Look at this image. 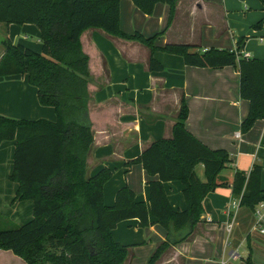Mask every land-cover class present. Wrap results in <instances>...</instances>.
Listing matches in <instances>:
<instances>
[{
  "label": "crops",
  "instance_id": "1",
  "mask_svg": "<svg viewBox=\"0 0 264 264\" xmlns=\"http://www.w3.org/2000/svg\"><path fill=\"white\" fill-rule=\"evenodd\" d=\"M169 11L167 3L159 2L152 14H145L132 0H121L120 25L128 34L161 33L156 39L160 47L189 44L201 51L211 47L240 48L252 58H264V51L252 45L258 38L264 43V32L260 30L264 28V20L260 27H255L264 19L260 0H177L174 18L168 26ZM0 30L5 40L24 44L37 52L42 50L41 33L34 24L0 22ZM30 34L37 40H30ZM80 41L89 55L91 73L88 111L94 140L87 156V175H94L103 167L113 170L104 185L107 205L114 204L117 190L124 185L135 191L138 200L149 202L147 184L158 175H150L141 163L129 167L127 163L154 140L173 136L183 99L189 108L187 129L212 149L224 148L231 155V165L221 172V178L228 179L229 184L208 193L203 202L204 212L194 226L189 224L174 230L171 225L177 242L155 264H249L248 258L256 264L263 263L252 258L251 236L258 232L253 230V210L233 206L234 201H240L232 188L236 171L248 175L255 164H260L264 187V119L257 120L250 130L242 131L249 101L240 95L237 67L187 65L181 55L158 49L154 55L164 68L154 72L150 69L151 48L139 40L91 27L83 31ZM5 51L2 42L0 60ZM0 116L57 119L55 108L40 104L37 88L23 74L0 77ZM15 146L16 140H4L0 144V229L20 226L34 214L33 201L18 198L19 184L10 177ZM183 188L181 181L165 182L174 209L186 207ZM150 220L148 226H140L137 218L124 220L113 230L118 242L129 245L124 264H147L166 241V228L153 216ZM182 237L187 238L181 240ZM246 243L251 251L247 249L242 255ZM20 264L27 262L24 259Z\"/></svg>",
  "mask_w": 264,
  "mask_h": 264
},
{
  "label": "trees",
  "instance_id": "2",
  "mask_svg": "<svg viewBox=\"0 0 264 264\" xmlns=\"http://www.w3.org/2000/svg\"><path fill=\"white\" fill-rule=\"evenodd\" d=\"M121 0H0V22L34 24L41 33L42 51L3 40L5 54L0 60V77L23 74L38 90L41 105L53 106L56 120L0 116V144L16 140L11 179L18 182V198L34 204L33 218L24 224L0 229V248L12 250L27 264H124L129 245L118 242L113 230L121 221L137 218L140 226L151 224L153 216L168 231L147 264H155L177 240L174 230L194 226L204 212V199L218 186L230 181L221 172L232 163L228 150L212 149L186 127L189 108L183 99L173 136L154 140L137 158L157 179L148 181L149 202L138 200L128 185L117 190L115 202L104 201V185L113 170L103 167L87 175V156L94 135L88 111V83L91 80L89 55L80 41L84 30L101 28L109 34L139 40L151 48V71L163 70L154 53L162 49L184 58L187 65L222 68L235 66L240 73V95L249 101V111L241 123L250 130L264 119V58L238 57L232 49L211 47L205 51L189 44L158 46L161 33L145 36L125 33L120 25ZM145 14L157 3L170 6L171 24L177 0H132ZM264 8V0H260ZM262 19L255 27H260ZM264 144V136L262 138ZM202 164L203 181L196 166ZM260 164L247 175L236 171L233 195L240 205L254 210L264 200ZM184 185L186 207L174 209L165 182ZM187 237L180 238L181 240ZM249 264H256L248 258ZM261 264H264L261 263Z\"/></svg>",
  "mask_w": 264,
  "mask_h": 264
},
{
  "label": "rangeland",
  "instance_id": "3",
  "mask_svg": "<svg viewBox=\"0 0 264 264\" xmlns=\"http://www.w3.org/2000/svg\"><path fill=\"white\" fill-rule=\"evenodd\" d=\"M253 9H255V8H253ZM260 30L264 32V28H262ZM22 34H24V33H22ZM19 38H22V35H21V37L16 38L15 41L17 42V40H19ZM29 38L32 41L37 40V38L34 37L31 34L29 35ZM5 39L6 38L3 35V31L0 30V45L1 46H2L3 40H5ZM252 45L255 47V49H257L259 51L260 50L264 51V46H263L264 43L260 42L259 41V38L257 40H255V41H253V44ZM255 58H257V57H255ZM196 171H197V173L199 174V176L201 177L202 180L205 179L204 172H203L204 171V167H203L202 164H199V165L196 166ZM225 172H227V170H225ZM210 221H212V220H210ZM259 234H260L259 232H254L252 234V236H251L252 239H253V241H251V244H252V248L251 249H252V253H253V255H252L253 257L252 258H254L258 262H263L264 261V235L261 234L262 235L261 236ZM247 249L250 250V248L247 247V243H246L242 247V252H240V253L242 255H245V252H246ZM0 257H1V259H0V262L1 263L0 264H20L21 262L24 261L23 258H21L20 256L16 255L11 250H5V249L0 250Z\"/></svg>",
  "mask_w": 264,
  "mask_h": 264
},
{
  "label": "built area",
  "instance_id": "4",
  "mask_svg": "<svg viewBox=\"0 0 264 264\" xmlns=\"http://www.w3.org/2000/svg\"><path fill=\"white\" fill-rule=\"evenodd\" d=\"M235 53L237 54V56L243 57V58H251V54L243 49L240 48H236ZM240 200V197H239ZM240 205V201L233 202V206L234 208H238ZM253 214H254V221H253V230L258 231L261 234H264V200L260 201L254 208L253 210ZM211 218H209L208 220H210ZM231 226V225H230Z\"/></svg>",
  "mask_w": 264,
  "mask_h": 264
}]
</instances>
